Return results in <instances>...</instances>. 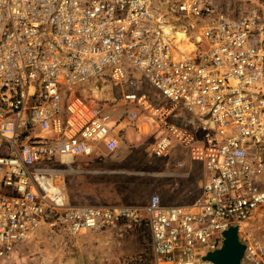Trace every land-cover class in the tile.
<instances>
[{
  "label": "built area",
  "instance_id": "2783aa9c",
  "mask_svg": "<svg viewBox=\"0 0 264 264\" xmlns=\"http://www.w3.org/2000/svg\"><path fill=\"white\" fill-rule=\"evenodd\" d=\"M176 1L189 28L150 0H0V264L42 229L77 237L143 220L153 264H213L205 257L232 227L246 245L241 264H264V243L249 234L264 207L263 20L257 11L222 13L221 0ZM180 32L194 52L179 50ZM128 67L156 94L131 91L138 83ZM90 84L123 112L103 109ZM179 108L190 127L173 124ZM146 121L163 132L156 158L187 155L202 165L201 198L189 206H166L160 196L140 207L71 204L50 166L98 145L114 153L120 132Z\"/></svg>",
  "mask_w": 264,
  "mask_h": 264
},
{
  "label": "rangeland",
  "instance_id": "374dc122",
  "mask_svg": "<svg viewBox=\"0 0 264 264\" xmlns=\"http://www.w3.org/2000/svg\"><path fill=\"white\" fill-rule=\"evenodd\" d=\"M152 4L163 12L167 19L178 27L189 28V24L178 21L176 0H150ZM219 10L225 14L235 15L238 12L257 11L264 26V0H221ZM177 22V24L175 23ZM189 36L194 40L197 32L188 30ZM191 43L194 44L192 41ZM129 80L136 81L138 87L131 91L156 94L137 70L128 67ZM92 83L96 85V80ZM141 84V86H139ZM87 86L97 103L105 100L102 108L118 116L123 112L121 103L107 104L113 95L104 94L101 90ZM155 96H152V99ZM157 98L154 101L157 103ZM143 117V116H142ZM143 119V118H141ZM192 119L181 108L177 109L172 119L173 124L179 127H190ZM139 122L130 126V130L123 134L122 144L116 153H111L107 158H97L91 163L80 167L83 170L104 172L105 179L93 183L89 190L103 200L99 206L140 207L149 203L153 196H160L163 204L177 206L175 202L183 203L184 199L189 206L196 203L203 193L204 174L200 167L195 168L189 157L185 155L178 161L156 158L152 153L153 145L159 140L163 132L155 125L146 121L142 129H137ZM72 163L69 162L68 166ZM78 168V166H76ZM58 166L51 165L49 170L60 173ZM62 173V172H61ZM60 173V174H61ZM202 174V175H201ZM67 193L74 186L73 170L65 167ZM197 187L195 188V186ZM99 190V192H98ZM74 194L71 204H85L82 196ZM193 199V200H192ZM142 233H137L134 226L115 229L114 232H97L72 237L67 234H54L48 230L33 233L29 240L16 246L15 251L8 255L5 264H153L151 258V241L147 232L148 224L144 223ZM112 231V230H110ZM249 234L256 240L264 242V207L251 219Z\"/></svg>",
  "mask_w": 264,
  "mask_h": 264
},
{
  "label": "crops",
  "instance_id": "0c3cea01",
  "mask_svg": "<svg viewBox=\"0 0 264 264\" xmlns=\"http://www.w3.org/2000/svg\"><path fill=\"white\" fill-rule=\"evenodd\" d=\"M128 130H130V127L129 126H127L125 130H122L120 132L121 140L123 138V134L125 132H127ZM119 149L116 152H118ZM116 152H114V153H116ZM108 155H111V153L106 150L105 146L104 145H98L97 149L95 150V152L91 156H78V157H76V158L73 159V161L71 162L72 164L70 166L65 165V164H60V163H56L55 164L56 166H58V168H60L59 170H61V171H59V172L60 173L62 172L61 174H64L65 167H69V168H71L73 170V182H74V186H73L72 191L70 193H67L66 181H65L66 176L62 175L63 176V179H64L65 191H66V194L68 196V200H69L70 203H71V197L74 196V194L75 195L76 194L78 195L79 193H83V194H81V196H82L81 198H82V201L85 204H73V205L97 206V205H94V204L101 203V201L103 200V198L100 199L101 198V194L98 195L96 193V191L92 192L88 188H89L90 185H92L93 183H95L96 180H97L98 183L101 182L102 180H104L106 173H104V172H97V171H94L93 172V171H90V170H83V169H80V167L83 166V165H85V164L91 163L94 159H97V158H107ZM194 164L196 165L195 168L200 167L202 169V171H203L202 173L204 174V170H203L202 165L201 164H198V163H194ZM76 166H78V168H76ZM196 187H197V185L195 186V188ZM98 192H99V190H98ZM190 200L191 199H184L182 201L183 203H179V199H177L176 202H175V205H177V206L187 205V202H190ZM125 227L126 226H124V227L121 226L119 228L122 229V228H125ZM129 227H132V226L129 225ZM116 229H118V228H116ZM114 231H115V229H112V231L109 230L108 232H114ZM148 231H149V227H148ZM148 239H149V242H150V233H149Z\"/></svg>",
  "mask_w": 264,
  "mask_h": 264
},
{
  "label": "water",
  "instance_id": "95a60500",
  "mask_svg": "<svg viewBox=\"0 0 264 264\" xmlns=\"http://www.w3.org/2000/svg\"><path fill=\"white\" fill-rule=\"evenodd\" d=\"M222 248L205 257L206 261L213 264H241L246 252V245L239 236V228L232 227L224 234Z\"/></svg>",
  "mask_w": 264,
  "mask_h": 264
},
{
  "label": "bare ground",
  "instance_id": "6f19581e",
  "mask_svg": "<svg viewBox=\"0 0 264 264\" xmlns=\"http://www.w3.org/2000/svg\"><path fill=\"white\" fill-rule=\"evenodd\" d=\"M168 32V29H167ZM175 43L179 45V50L184 54H189L195 51V46L193 43L189 42L184 33L180 32L174 35ZM182 40H184L183 44H179Z\"/></svg>",
  "mask_w": 264,
  "mask_h": 264
},
{
  "label": "trees",
  "instance_id": "16d2710c",
  "mask_svg": "<svg viewBox=\"0 0 264 264\" xmlns=\"http://www.w3.org/2000/svg\"><path fill=\"white\" fill-rule=\"evenodd\" d=\"M144 223H147V224H148V222H147L146 220H143L142 222H140V223H138V224L125 223V224L123 225V227H124V226H127V225L134 226V228L136 229L137 233L139 234V238H140V237H141L140 235H145V236H146V233H145V232L142 233L143 228H145ZM148 227H149V226H148ZM148 234H149V231L147 232V236H148ZM150 247H151V245H150ZM151 252H152V250H151ZM151 258H153V257H152V253H151Z\"/></svg>",
  "mask_w": 264,
  "mask_h": 264
}]
</instances>
